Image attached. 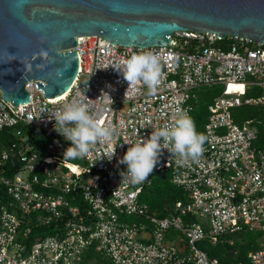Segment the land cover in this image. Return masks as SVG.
<instances>
[{
  "label": "built area",
  "instance_id": "2783aa9c",
  "mask_svg": "<svg viewBox=\"0 0 264 264\" xmlns=\"http://www.w3.org/2000/svg\"><path fill=\"white\" fill-rule=\"evenodd\" d=\"M171 38L167 47L138 48L82 37L76 47L79 74L63 96L45 98L30 80L31 102L15 106L0 90V131L15 139L0 151V264H83L90 249L113 264H223L199 242L233 245L227 236L264 230V43L189 31ZM142 51L159 57L154 93L115 70ZM214 86L223 91L209 107L198 159L177 163L179 154L161 142L158 163L145 180L132 184L122 178L126 166L118 160L127 148L171 127L177 108L189 116L195 92ZM73 97L83 98L114 135L83 157L65 159L69 142L51 119ZM243 107L257 114L239 124L234 110ZM161 171L188 194L165 217L142 199ZM34 228L51 233L32 239ZM247 260L264 264V248L248 252Z\"/></svg>",
  "mask_w": 264,
  "mask_h": 264
},
{
  "label": "water",
  "instance_id": "95a60500",
  "mask_svg": "<svg viewBox=\"0 0 264 264\" xmlns=\"http://www.w3.org/2000/svg\"><path fill=\"white\" fill-rule=\"evenodd\" d=\"M179 31L264 43V0H0L2 99L29 104L30 80L45 98L66 94L80 70L79 38L167 47Z\"/></svg>",
  "mask_w": 264,
  "mask_h": 264
},
{
  "label": "clouds",
  "instance_id": "9594fccd",
  "mask_svg": "<svg viewBox=\"0 0 264 264\" xmlns=\"http://www.w3.org/2000/svg\"><path fill=\"white\" fill-rule=\"evenodd\" d=\"M122 67L116 68L128 83L142 81L149 93H154L160 83L161 67L159 57L151 51L133 54L121 62ZM59 74V73H58ZM127 93V89L125 95ZM85 96V95H84ZM86 97V96H85ZM171 127H160L151 132L147 138L132 143L119 158L118 164L126 166L121 171L122 178L136 184L145 180L158 163L161 154V142L168 145V151L179 154L183 163L191 158L197 160L203 151L206 137L198 133L193 120L179 108ZM53 128L69 142L63 152V158L71 159L89 154L91 146L97 141H110L114 135L111 127H102L99 120L88 111L83 98L67 100L54 113ZM113 154L108 160L112 159Z\"/></svg>",
  "mask_w": 264,
  "mask_h": 264
},
{
  "label": "trees",
  "instance_id": "16d2710c",
  "mask_svg": "<svg viewBox=\"0 0 264 264\" xmlns=\"http://www.w3.org/2000/svg\"><path fill=\"white\" fill-rule=\"evenodd\" d=\"M222 91L223 87L214 86L203 87L195 92L196 98L193 99V110L189 117L193 120L198 133L204 134L209 107L214 98L219 96ZM234 118L239 124L243 122V119L236 114H234ZM14 140L8 130L0 131V151L7 149ZM142 199L149 205L152 212H155L159 217H165L177 202H187L188 194L173 183L168 172L161 171L155 175L152 185L145 189ZM38 232L40 235H45L51 233V230L34 228L31 235L32 239L39 236ZM262 238H264V230L245 228L243 231L225 238L226 240H233V245L226 242L211 245L208 241H201L199 247L206 251L209 257L218 258L223 264H249L247 254L250 251L262 249L260 245ZM82 262L83 264H113L110 259L95 249L88 250L84 254Z\"/></svg>",
  "mask_w": 264,
  "mask_h": 264
},
{
  "label": "rangeland",
  "instance_id": "374dc122",
  "mask_svg": "<svg viewBox=\"0 0 264 264\" xmlns=\"http://www.w3.org/2000/svg\"><path fill=\"white\" fill-rule=\"evenodd\" d=\"M217 87H221V86H217ZM234 114L238 115L243 120H246V119H249V117L257 114V111L254 108L243 107V108H238L234 110ZM133 220H137V219L133 218ZM172 234H173V237H176V233H172ZM260 245H261V248H264V238L260 240Z\"/></svg>",
  "mask_w": 264,
  "mask_h": 264
}]
</instances>
